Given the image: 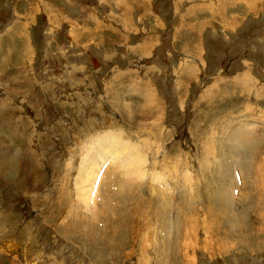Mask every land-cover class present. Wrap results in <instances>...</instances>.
I'll list each match as a JSON object with an SVG mask.
<instances>
[{"label": "rangeland", "instance_id": "rangeland-1", "mask_svg": "<svg viewBox=\"0 0 264 264\" xmlns=\"http://www.w3.org/2000/svg\"><path fill=\"white\" fill-rule=\"evenodd\" d=\"M1 32L0 264H264V0H0Z\"/></svg>", "mask_w": 264, "mask_h": 264}, {"label": "bare ground", "instance_id": "bare-ground-1", "mask_svg": "<svg viewBox=\"0 0 264 264\" xmlns=\"http://www.w3.org/2000/svg\"><path fill=\"white\" fill-rule=\"evenodd\" d=\"M14 18H15V17H14ZM1 69H2V68H1ZM5 72H6V71L3 72V70L0 71L1 74H2V73H5ZM125 165H126V164H125ZM127 165H128V167L126 166V167H127V171H128V172H131V168H132V166L129 165L128 162H127ZM124 167H125V166H124ZM126 167H125V168H126ZM118 168H120V167H118ZM127 171H126V172H127ZM81 174H82V173H81ZM129 174H131V173H129ZM128 180H130V179H128ZM128 180H127V181H128ZM130 181H132V180H130ZM80 188L82 189L83 187L80 186ZM93 192H94V191H93ZM231 192H233V191H231ZM218 202H219V204H221V199H220ZM86 205H87V206H86L87 209H88L89 211L93 212V211H92V208H94V207H93L94 204H93L91 201H88V204H86ZM94 209H95V208H94ZM93 213H94V212H93ZM91 214H92V213H91ZM93 216H94V215H93ZM210 223H211V222H210ZM185 224H186V223H185ZM186 225H187L186 229L189 228V231H187L186 234H185L186 237H187L188 235L190 236V234H193V232H192V230H191L190 227H189V222H188V224H186ZM210 228H211V227H210ZM183 242H184V240H183ZM190 244H191V243H190V242H187V241H185V242L183 243V245H184L185 248H189V245H190ZM188 258H189V257H188ZM188 258H187V259H188ZM183 260H184V259H183Z\"/></svg>", "mask_w": 264, "mask_h": 264}, {"label": "crops", "instance_id": "crops-1", "mask_svg": "<svg viewBox=\"0 0 264 264\" xmlns=\"http://www.w3.org/2000/svg\"><path fill=\"white\" fill-rule=\"evenodd\" d=\"M49 2V1H48ZM50 3V2H49ZM44 6H48V5H44ZM49 8H50V6H48ZM52 8H54L53 10H55V8L56 7H52ZM45 9V8H44ZM59 9L57 8L55 11H58ZM60 16H61V14H60ZM14 21V20H13ZM12 23H10V25H11ZM8 26V25H7ZM85 28V27H84ZM5 29H6V26H5ZM83 31L82 32H86V31H88V29H82ZM31 31V32H30ZM3 32H1L0 34H2ZM28 34H32V27H30V30L28 29ZM3 35V34H2ZM1 35V36H2ZM1 36H0V38H1ZM20 36H21V34H20ZM23 36H25V34H24V32H23ZM22 36V38H23V41L25 42V47L27 48L28 46L26 45V40H25V38ZM28 36V35H27ZM81 36H85L84 34H82ZM6 47V46H5ZM30 48V47H29ZM4 57V56H3ZM146 87V86H145ZM147 88V87H146ZM151 89V88H150ZM135 93V95H138V96H140V94H138V93H136V92H134ZM151 93L153 94V92H152V90H151ZM147 94L149 95V93H148V88H147ZM135 183V182H134ZM209 188V187H208ZM219 189H221L220 190V192H226V191H224L223 190V187H220ZM206 192H207V190H206ZM231 196H232V192H231ZM207 201H210V198H209V200L207 199ZM228 200H227V198H226V201L225 202H227ZM202 208V207H201ZM200 208V209H201ZM200 209L198 210V211H200ZM197 214H199V212L197 213ZM193 232V231H192Z\"/></svg>", "mask_w": 264, "mask_h": 264}]
</instances>
